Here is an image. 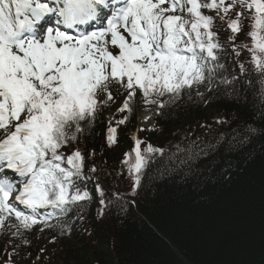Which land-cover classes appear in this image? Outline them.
<instances>
[{
  "label": "snow or ice",
  "instance_id": "6c2138e0",
  "mask_svg": "<svg viewBox=\"0 0 264 264\" xmlns=\"http://www.w3.org/2000/svg\"><path fill=\"white\" fill-rule=\"evenodd\" d=\"M224 31L230 34L222 42ZM241 36L250 45L237 44ZM228 43L237 58L249 53L253 72L239 63L233 73ZM244 84L253 86L251 104ZM114 91L124 97L117 111L128 113L117 126L127 122L137 96L161 118L181 101L198 106L212 93L254 113L248 119L238 109L163 147L133 137L121 161L133 195L152 166L161 177L182 169L188 177L202 160L214 166L218 154L243 152L264 135V0H0V235H9L12 246L4 264L31 260L24 249L33 230L51 232L55 243L83 220L97 171L93 165L85 174V152ZM105 140L108 147L117 143L111 120ZM95 192L101 216L135 202L100 183Z\"/></svg>",
  "mask_w": 264,
  "mask_h": 264
},
{
  "label": "trees",
  "instance_id": "16d2710c",
  "mask_svg": "<svg viewBox=\"0 0 264 264\" xmlns=\"http://www.w3.org/2000/svg\"><path fill=\"white\" fill-rule=\"evenodd\" d=\"M229 34L221 32L222 42ZM241 42L251 43L247 36L236 41ZM226 47L227 66L234 74L238 73L239 63H244L249 73L254 71L246 50L237 58L231 44ZM244 87L251 104L253 86ZM212 97L209 100L205 95L207 102L198 106L181 101L177 112L159 117L154 133H136L133 115L128 122L131 127L123 130L118 145L112 147L106 145L107 128L100 114L97 135L85 152V172L88 174L93 165L97 169L90 185L94 189L100 183L106 191L135 202L129 211L112 207L101 216V206L94 197L70 235L59 237L55 243L49 231L46 241L42 236L28 238L31 246L24 251L31 252V260L23 264H33L37 258L39 264H264V135L254 138L243 152L230 157L218 154L219 162L214 166L209 160L200 161L198 170L188 177L183 176L187 169H182L180 175L161 177L152 166L150 178L142 180L135 195L125 188L129 174L121 172V161L123 152L134 145L128 134L130 128L134 129L133 137L163 147L179 140L180 130L199 135L201 124L215 127V114L231 116L239 109L248 119L254 115L248 104L239 106L217 93ZM79 146L85 147L83 139ZM10 239L7 235L6 243L0 244V264L7 259L5 246L12 251Z\"/></svg>",
  "mask_w": 264,
  "mask_h": 264
},
{
  "label": "rangeland",
  "instance_id": "374dc122",
  "mask_svg": "<svg viewBox=\"0 0 264 264\" xmlns=\"http://www.w3.org/2000/svg\"><path fill=\"white\" fill-rule=\"evenodd\" d=\"M201 92H205V88L204 87H201L200 89H199ZM123 97V96H122ZM123 99H124V97L123 98H120V100L119 101H117V103L116 104H110V106H109V110L106 112V116H105V121H106V123L109 125V121L111 120V122H112V125L113 126H116L117 127V134L119 133V131H120V128H121V125H116V121L117 120H119V119H121L122 118V116H123V114L124 113H120V112H118L117 111V109L122 105V103H123ZM144 105L142 104L141 106H139V108H138V110H137V119H136V123H137V127L139 128V130L141 129V128H144L145 130H147V129H149V128H151L152 127V125H155V121H154V119L157 117H155L153 120H145L144 119V115H146V116H149L148 114L149 113H144V111L145 110H143V108H145V109H151L152 110V108L154 107V106H150V107H143ZM143 107V108H142ZM142 108V109H141ZM150 112V111H149ZM220 117H222V115L221 114H215V117H214V121L217 119V118H220ZM146 123V124H145ZM148 131V130H147ZM154 130H152V131H150V132H153ZM190 134V131L189 130H187V129H185V130H181L180 132H179V135H181L182 137H187L188 135ZM128 186L127 185H125V188H127ZM35 234H37V233H35Z\"/></svg>",
  "mask_w": 264,
  "mask_h": 264
},
{
  "label": "bare ground",
  "instance_id": "6f19581e",
  "mask_svg": "<svg viewBox=\"0 0 264 264\" xmlns=\"http://www.w3.org/2000/svg\"><path fill=\"white\" fill-rule=\"evenodd\" d=\"M148 115L151 117L150 120H153L157 116V115H155V107L149 112ZM144 116H146V115H144Z\"/></svg>",
  "mask_w": 264,
  "mask_h": 264
}]
</instances>
